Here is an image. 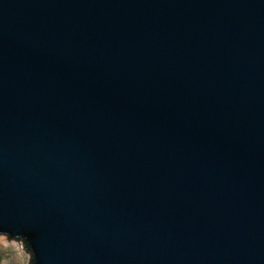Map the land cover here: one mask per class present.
Listing matches in <instances>:
<instances>
[{"label": "water", "instance_id": "1", "mask_svg": "<svg viewBox=\"0 0 264 264\" xmlns=\"http://www.w3.org/2000/svg\"><path fill=\"white\" fill-rule=\"evenodd\" d=\"M1 236L264 264V0H0Z\"/></svg>", "mask_w": 264, "mask_h": 264}, {"label": "rangeland", "instance_id": "2", "mask_svg": "<svg viewBox=\"0 0 264 264\" xmlns=\"http://www.w3.org/2000/svg\"><path fill=\"white\" fill-rule=\"evenodd\" d=\"M20 241H9L7 237H0V264H30V254L25 251Z\"/></svg>", "mask_w": 264, "mask_h": 264}]
</instances>
